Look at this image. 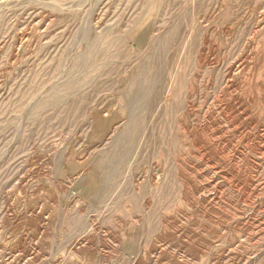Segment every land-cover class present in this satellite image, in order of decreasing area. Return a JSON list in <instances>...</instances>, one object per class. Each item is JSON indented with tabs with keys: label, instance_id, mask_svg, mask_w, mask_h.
<instances>
[{
	"label": "rangeland",
	"instance_id": "rangeland-1",
	"mask_svg": "<svg viewBox=\"0 0 264 264\" xmlns=\"http://www.w3.org/2000/svg\"><path fill=\"white\" fill-rule=\"evenodd\" d=\"M0 264H264V0H0Z\"/></svg>",
	"mask_w": 264,
	"mask_h": 264
},
{
	"label": "bare ground",
	"instance_id": "bare-ground-1",
	"mask_svg": "<svg viewBox=\"0 0 264 264\" xmlns=\"http://www.w3.org/2000/svg\"><path fill=\"white\" fill-rule=\"evenodd\" d=\"M19 1V0H18ZM18 3V2H17ZM16 3V4H17ZM15 4V3H14ZM6 8V7H5ZM177 12V11H176ZM173 19V18H172ZM89 50H92V47L89 49ZM87 51V53H89L90 51ZM83 60H84V58H81V59H79V61H78V64H80L81 63V61L83 62ZM77 63V62H76ZM136 66V65H135ZM133 71V70H132ZM54 90V89H53ZM48 100H49V102H53V101H55L56 100V97L55 96H50V97H48ZM40 107H41V105H39ZM32 108H33V106H32ZM35 108H38V106H36ZM33 110V111H32ZM36 110L37 109H31V112L33 113V112H36ZM91 110V109H90ZM93 110V109H92ZM242 148V147H241ZM240 149V148H239ZM255 166V165H254ZM180 179V178H179ZM189 194V193H188ZM144 209V208H143ZM161 250V249H160ZM179 258V257H178Z\"/></svg>",
	"mask_w": 264,
	"mask_h": 264
}]
</instances>
